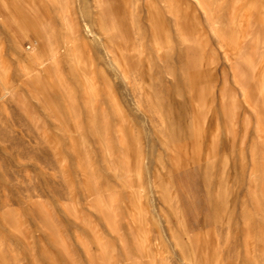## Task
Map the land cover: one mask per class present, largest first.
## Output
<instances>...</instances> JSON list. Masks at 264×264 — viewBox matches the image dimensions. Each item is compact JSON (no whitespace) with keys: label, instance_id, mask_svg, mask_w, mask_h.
<instances>
[{"label":"rangeland","instance_id":"rangeland-1","mask_svg":"<svg viewBox=\"0 0 264 264\" xmlns=\"http://www.w3.org/2000/svg\"><path fill=\"white\" fill-rule=\"evenodd\" d=\"M0 264H264V0H0Z\"/></svg>","mask_w":264,"mask_h":264},{"label":"bare ground","instance_id":"bare-ground-1","mask_svg":"<svg viewBox=\"0 0 264 264\" xmlns=\"http://www.w3.org/2000/svg\"><path fill=\"white\" fill-rule=\"evenodd\" d=\"M57 52H58V49L57 48H54L53 50H52V52H51V57H56V55H57ZM60 54H58V56H59ZM53 59V58H52Z\"/></svg>","mask_w":264,"mask_h":264}]
</instances>
